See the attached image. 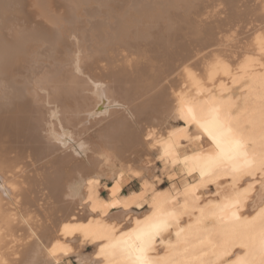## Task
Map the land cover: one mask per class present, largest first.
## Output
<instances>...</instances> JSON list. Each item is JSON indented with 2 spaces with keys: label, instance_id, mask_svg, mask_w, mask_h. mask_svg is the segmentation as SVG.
Wrapping results in <instances>:
<instances>
[{
  "label": "bare ground",
  "instance_id": "bare-ground-1",
  "mask_svg": "<svg viewBox=\"0 0 264 264\" xmlns=\"http://www.w3.org/2000/svg\"><path fill=\"white\" fill-rule=\"evenodd\" d=\"M0 264H264V0H0Z\"/></svg>",
  "mask_w": 264,
  "mask_h": 264
},
{
  "label": "rangeland",
  "instance_id": "rangeland-1",
  "mask_svg": "<svg viewBox=\"0 0 264 264\" xmlns=\"http://www.w3.org/2000/svg\"><path fill=\"white\" fill-rule=\"evenodd\" d=\"M138 188H139V185H138V183L135 181V182H133V183L131 184V186H129V187L126 189V191H128V190H137ZM105 194H106V192H105V193L103 192V195H104V196H106ZM87 251L90 252V251H91L90 248H89Z\"/></svg>",
  "mask_w": 264,
  "mask_h": 264
}]
</instances>
